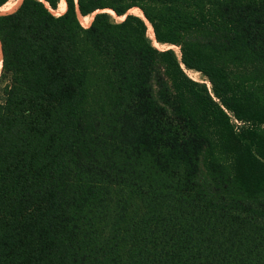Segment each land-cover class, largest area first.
<instances>
[{
	"label": "trees",
	"instance_id": "1",
	"mask_svg": "<svg viewBox=\"0 0 264 264\" xmlns=\"http://www.w3.org/2000/svg\"><path fill=\"white\" fill-rule=\"evenodd\" d=\"M61 1L0 14V264H264V0Z\"/></svg>",
	"mask_w": 264,
	"mask_h": 264
},
{
	"label": "rangeland",
	"instance_id": "2",
	"mask_svg": "<svg viewBox=\"0 0 264 264\" xmlns=\"http://www.w3.org/2000/svg\"><path fill=\"white\" fill-rule=\"evenodd\" d=\"M63 3V4H62ZM64 6H65V4H64V1L62 0L61 1V3H60V5H59V8H58V10H57V12H62V10L64 9ZM136 11V12H135ZM134 12H132V13H129V14H133V15H136V14H140V12H139V10H135ZM110 15H111V17H112V20L113 21H115V22H120L121 21V19H119L118 17H116L115 15H113L111 12H108ZM137 16V15H136ZM84 21H85V24H88V23H90V21H91V16L90 17H88V18H86V19H84ZM148 34H149V36H151V34L148 32ZM153 40V39H152ZM153 42H154V45H155V41L153 40ZM156 47H158L159 49H166V48H168L167 46H161V45H155ZM161 47V48H160ZM174 50H175V52L178 54V55H180V50H179V48H177V47H172ZM178 49V50H177ZM179 52V53H178ZM0 57H1V50H0ZM1 68L2 67H0V76H1ZM191 73V74H190ZM187 74H188V76L191 78V79H193L194 81H196V82H198V83H200V84H205V85H207L208 86V88H211V85H210V83L207 81V79L202 75V74H200V73H198V72H195V71H187ZM194 75V76H193ZM242 126H243V124H242ZM240 128V127H239Z\"/></svg>",
	"mask_w": 264,
	"mask_h": 264
},
{
	"label": "bare ground",
	"instance_id": "3",
	"mask_svg": "<svg viewBox=\"0 0 264 264\" xmlns=\"http://www.w3.org/2000/svg\"><path fill=\"white\" fill-rule=\"evenodd\" d=\"M22 0H10L8 1L6 4H4L2 7H0V14H3V13H6V12H9V11H12L13 9H15L19 3L21 2ZM40 1H44V0H40ZM64 1V0H63ZM63 4V3H62ZM47 5V4H46ZM135 10H139L140 14H136L137 16L141 17L142 19L145 20V17L142 13V11L140 9H137V8H134L132 10H130L129 13H132L134 12ZM63 11V10H62ZM107 12H111L113 15H115L111 10H106ZM54 14L56 15H60L62 12H57V11H52ZM136 12V11H135ZM128 13V14H129ZM93 16V15H92ZM91 16V17H92ZM80 18L83 20L85 18L81 17ZM121 21L124 19V17H121L120 18ZM146 24H147V27H148V32L151 34L150 38L153 39L155 41V45H159L156 40H155V36H154V32H153V29L151 27V25L149 24V22L147 20H145ZM161 48V47H160ZM1 50V48H0ZM178 50V49H177ZM2 51V50H1ZM179 53V52H178ZM181 57V56H180ZM0 67H2V52H1V57H0ZM189 71V70H188ZM195 71V70H194ZM191 74V73H190ZM194 76V75H193Z\"/></svg>",
	"mask_w": 264,
	"mask_h": 264
},
{
	"label": "built area",
	"instance_id": "4",
	"mask_svg": "<svg viewBox=\"0 0 264 264\" xmlns=\"http://www.w3.org/2000/svg\"><path fill=\"white\" fill-rule=\"evenodd\" d=\"M231 118H232V122L235 125L236 129H238L239 127L242 126V123H240L239 121H237L236 119H234L232 116H231Z\"/></svg>",
	"mask_w": 264,
	"mask_h": 264
},
{
	"label": "water",
	"instance_id": "5",
	"mask_svg": "<svg viewBox=\"0 0 264 264\" xmlns=\"http://www.w3.org/2000/svg\"><path fill=\"white\" fill-rule=\"evenodd\" d=\"M125 18V17H124Z\"/></svg>",
	"mask_w": 264,
	"mask_h": 264
}]
</instances>
